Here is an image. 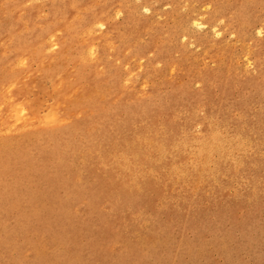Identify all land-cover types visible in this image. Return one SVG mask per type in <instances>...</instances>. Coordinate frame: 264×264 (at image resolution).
<instances>
[{
	"label": "rangeland",
	"instance_id": "obj_1",
	"mask_svg": "<svg viewBox=\"0 0 264 264\" xmlns=\"http://www.w3.org/2000/svg\"><path fill=\"white\" fill-rule=\"evenodd\" d=\"M263 8L264 0H0V264H264ZM10 108L24 116L7 133ZM45 115L56 122L33 128L29 145H10L25 121ZM24 186L31 206L16 195ZM24 211L50 215L39 221L50 218L44 230L56 233L48 237L38 218L26 223ZM44 238H54L50 251Z\"/></svg>",
	"mask_w": 264,
	"mask_h": 264
},
{
	"label": "bare ground",
	"instance_id": "obj_2",
	"mask_svg": "<svg viewBox=\"0 0 264 264\" xmlns=\"http://www.w3.org/2000/svg\"><path fill=\"white\" fill-rule=\"evenodd\" d=\"M201 1H202V0H201ZM232 1H233V0H232ZM237 1H238V0H237ZM240 1H241V0H240ZM252 1H253V0H252ZM198 2H199V1H198ZM203 3H204V2H203ZM215 3H217V1H215ZM234 3H236V2H234ZM248 3H249V2H248ZM195 4H196V3H195ZM219 4H220V2H219ZM222 4H223V3H222ZM251 4H252V2H251ZM258 4H259V3H258ZM217 5H218V3L216 4V6H217ZM231 5H232V4H231ZM236 5H238V4H236ZM194 6H195V5H194ZM227 6H228V4H227ZM233 6H234V5H232V7H233ZM245 6H248V4H247V5L245 4ZM257 6H258V5H257ZM259 6H260V4H259ZM191 7L193 8V6H190V8H191ZM217 7H218V6H217ZM223 7H224V6H223ZM192 8H191V9H192ZM195 8H196V7H195ZM213 8H214V7H213ZM218 8H220V7H218ZM226 8H227V7H226ZM240 8H241V7H240ZM136 9H137V8H136ZM245 9H246V7H245ZM263 9H264V8H263ZM128 10H129V9H128ZM193 10H194V9H193ZM193 10H192V11H193ZM212 10H213V9H212ZM222 10H223V9H222ZM222 10H220L221 12H220V11L218 12V13L221 14V15L219 14V16H223V15H222ZM232 10H233V9H232ZM242 10H243V9H242ZM251 10H252V8H251ZM192 11H191V13H192ZM216 11H217V10H216ZM224 11H225V10H224ZM224 11H223V13H224ZM245 11H246V10H245ZM249 11H250V9H249ZM262 11H263V10H262ZM135 12H136V11H135ZM195 12H196V11H195ZM195 12H194V13H195ZM239 12H240V11H239ZM200 13H201V12H200ZM213 13H214V12H213ZM226 13H227V12H226ZM230 13H231V12H230ZM236 13H237V12H236ZM240 13H241V12H240ZM127 14H128V13H127ZM197 14H198V12H197ZM211 14H212V12H211ZM245 14H246V13H245ZM261 14H263V13H261ZM128 15L131 16V14H128ZM137 15H138V14H137ZM184 15H185V14H184ZM186 15H187V14H186ZM213 15H217V14H213ZM224 15H226V14H224ZM236 15H237V14H236ZM256 15H257V14H256ZM126 16H127V15H126ZM179 16H180V15H179ZM187 16H188V15H187ZM190 16H191V14H190ZM232 16H233V15H232ZM238 16H239V14L237 15V17H238ZM243 16H244L245 18H247L245 15H243ZM252 16H253V14H252ZM252 16H251V17H252ZM131 17H132V16H131ZM134 17H135V16H134ZM138 17H139V16H138ZM192 17H193V16H192ZM215 17H217V16H215ZM227 17H228V16H227ZM227 17H226V18H227ZM240 17H241V16H240ZM244 17H243V18H244ZM253 17H256V16L254 15ZM253 17H252V18H253ZM127 18H128V17H127ZM132 18H133V17H132ZM141 18H142V17H141ZM208 18H209V21L212 20L211 17H208ZM210 18H211V19H210ZM233 18H235V17H233ZM129 19H130V18H129ZM134 19H135V18H134ZM257 19H258V17H257ZM130 20H131V19H130ZM138 20H139V19H138ZM185 20H186V19H185ZM187 20H188V19H187ZM246 20H247V19H246ZM254 20H255V19H254ZM254 20H253V22H254ZM132 21H133V20H132ZM134 21H135V20H134ZM177 21L180 22L181 20L179 21V19H178ZM242 21H243V20H242ZM242 21H241V22H242ZM141 22H142V21H141ZM228 22H229V21H228ZM243 22H244V21H243ZM257 22H258V21H257ZM133 23H134V22H133ZM136 23H138V21H137ZM139 23H140V22H139ZM143 23H144V22H143ZM248 23H249V20H248ZM131 24H132V23H130V25H131ZM134 24H135V23H134ZM177 24H178V23H177ZM177 24H176V25H177ZM181 24H182V22H181ZM240 24H241V23H240ZM132 25H133V24H132ZM136 25H137V24H136ZM136 25H135V26H136ZM178 25L180 26V24H178ZM253 25H255V23H254ZM249 26H250V25H249ZM193 27H195V26H192V28H193ZM239 27H240V26H239ZM243 27H244V24H243ZM247 27H248V26H247ZM251 27H252V26H251ZM131 28H132V30H133L134 26H133V27L131 26ZM240 28H241V27H240ZM129 29H130V26H129ZM176 29H177V28H176ZM176 29H174V30H176ZM186 29L188 30V28H186ZM237 29H238V27H237ZM245 29H246V28H245ZM245 29H244V31H245ZM177 30H178V29H177ZM177 30H176V31H177ZM187 30H186V31H187ZM238 30H239V29H238ZM240 30H241V29H240ZM240 30H239V31H240ZM246 30H247V29H246ZM123 31H125V30H122V32H123ZM176 31H175V32H176ZM186 31H185V32H186ZM126 32H127V31H126ZM137 32H138V31H137ZM240 32H242V31H240ZM240 32H239V33H240ZM249 32H250V30H249ZM177 33L179 34V32H177ZM239 33H238V34H239ZM123 34H124V33H123ZM133 34H134V33H133ZM183 34H184V33H183ZM191 34H192V36H193V33H191ZM244 34H245V33H244ZM120 35H121V34H120ZM138 35H139V34H138ZM138 35H136V36H138ZM141 35H142V34H141ZM141 35H139V36H141ZM189 35H190V33H189ZM248 35H249V34H248ZM121 36H122V35H121ZM178 36H179V35H178ZM186 36H187V35H186ZM119 37H120V36H119ZM125 37H126V35H125ZM125 37H123V38H125ZM189 37H190V36H189ZM193 37H194V36H193ZM239 37H240V36H239ZM237 38H238V37H237ZM244 38H246V37L244 36ZM244 38L242 37L243 40H244ZM239 39H240V38H239ZM242 39H241V40H242ZM203 44H204V43H203ZM216 44H218V43H216ZM204 45H205V44H204ZM214 45H215V44H214ZM138 46H139V45H138ZM218 47H219V46H218ZM213 48H214V47H213ZM228 48H229V46H228ZM138 49L140 50V46H139ZM138 49H137V50H138ZM142 49H143V48H142ZM142 49L140 50L141 52H142ZM218 49H219V48H218ZM228 50H229V49H228ZM233 50H234V49H233ZM225 51H227V50H225ZM207 52H209V50H208ZM210 52H212V51L210 50ZM214 52H215V51H213V53H214ZM223 52H224V51H223ZM230 52H231V51H230ZM232 52H233V51H232ZM136 53H139V55H140V52H137V51H136ZM228 53H229V52H228ZM88 54H89V53H88ZM137 55H138V54H137ZM206 55L209 56V54H207V53H206ZM224 55H225V54H224ZM226 55H227V54H226ZM89 56H91V55L89 54L88 57H89ZM210 56H211V55H210ZM222 57H223V56H222ZM230 57H231V56H230ZM203 58H204V57H203ZM213 59H214V58H213ZM229 59H230V58H229ZM156 60H159V59H156ZM208 60H210V59H208ZM215 60H216V59H215ZM160 61H161V60H160ZM218 61H219V60H218ZM223 61H224V60H223ZM225 61L227 62V59H225ZM231 61H233V60H231ZM231 61H230V62H231ZM84 62H86V61L84 60ZM211 62H212V60H211ZM218 63H221V62H218ZM232 63H233V62H232ZM165 64H166V63H165ZM229 64H230V63H229ZM230 65H231V64H230ZM225 68H228V67H225ZM229 70H230V68H229ZM152 71H153V70H152ZM160 71H161V70H160ZM153 72H154V71H153ZM153 74H155V73H153ZM187 74H188V73H187ZM156 75H157V74H156ZM156 75H155V76H156ZM188 76H189V75H188ZM190 76H191V75H190ZM191 77H192V76H191ZM109 79H110V78H109ZM188 79L191 80L190 77H188ZM115 83H116V82H115ZM111 84H112V82H111ZM10 90H11V89H10ZM10 90H9V91H10ZM8 94H9V92H8ZM11 98H12V97H11ZM4 103H5V102H4ZM16 103H17V102H16ZM13 105H14V104H13ZM27 106H28V105H27ZM52 108H53V110H54V107H52ZM20 109H21V111H22V108H21V107H20ZM23 109H24V108H23ZM26 109H27V108H26ZM19 111H20V110H18L17 108H10V109L7 111V114H6V127H5V130H6L7 133H9V132H11V131H13V130L15 129V127H14L15 125H14V123H13L12 121H13V120H18V119L20 118L19 115H21L20 113H22L24 110H23L22 112H21V111L19 112ZM48 113H50V111H48ZM50 114H51V113H50ZM52 115H55V114L53 113ZM0 116H1V115H0ZM21 116H24V115L22 114ZM55 118H56V117H55ZM22 119H23V117H22ZM53 121H54V119H53V117L50 116V115L39 116V117L35 118L34 121L31 120V119H29V121H25V122H24V125H23V130L26 131V134L24 133L25 136H23V137H21V138L15 140V141H11L10 145H18V146H22V145H24V146H25L27 143H28L27 145H29V144H30L29 142L33 141V139L30 140L29 138H30L31 136H33V135L36 136V134H38V133H37L38 131L36 130L37 132H35V129H34V131H33V128H41V127H44L43 130H45V127L50 126V124H51ZM0 122H1V121H0ZM19 122H20V120H19ZM19 122H18V123H19ZM54 122H56V121H54ZM57 122H59V121H57ZM16 123H17V122H16ZM52 125H53V124H52ZM31 129H32V130H31ZM46 129H47V128H46ZM15 132H16V131H15ZM2 133H3V132H2ZM12 133H13V132H12ZM21 133H22V132H20V134H21ZM15 134H16V133H15ZM24 134H23V135H24ZM18 135H19V134H18ZM40 135H41V134H40ZM40 135H39V136H40ZM11 136H12V135H11ZM0 137H1V136H0ZM4 137H6V136H4ZM15 137H16V136H15ZM11 138H12V137H11ZM11 138H10V139H11ZM13 138H14V135H13ZM34 138H35V137H34ZM38 139H39V138H38ZM6 141H8L7 138L5 139L4 142H6ZM4 142H3V143H4ZM8 142H9V141H8ZM8 142H6V143H8ZM6 143H4L3 146H5V147H6V145L8 146V144H6ZM31 143H32V142H31ZM35 143H36V142H35ZM38 143H39V142H38ZM170 143H171V141H170ZM31 145H32V144H31ZM36 145H39V144H36ZM0 146H1V145H0ZM167 146H168V145H167ZM178 146H179V145H178ZM5 147L3 148L4 150H5ZM12 147H13V146H12ZM12 147L9 146L10 149H9V148H8V149L11 150ZM29 147H31V146H29ZM6 148H7V147H6ZM15 148H16V147L14 146V147H13V151H12L11 154H13ZM17 148H18V147H17ZM20 148H21V147H20ZM34 148H35V147H34ZM37 148H38V146H37ZM37 148H35V149H37ZM130 148H131V147H130ZM167 148H168V147H167ZM8 149H7V153H8V152H11V151H9ZM39 149H40V148H39ZM128 149H129V148H128ZM136 149H137V148H136ZM136 149H134V150H136ZM176 149H177V148H176ZM180 149H181V148H180ZM130 150H132V149H130ZM138 150H139V149H138ZM138 150H136V151H138ZM142 150H143V149H142ZM142 150H141V151H142ZM164 150H165V149H164ZM168 150H169V149H168ZM1 151H2V150H1ZM23 151H24V150H23ZM37 151H38V150H37ZM37 151H36V152H37ZM40 151H41V150H40ZM126 151H127V150H126ZM128 151H129V150H128ZM128 151H127L126 153H128ZM141 151H140V152H141ZM145 151H146V150H145ZM176 151H177V150H176ZM178 151H179V150H178ZM5 152H6V150H5ZM140 152H139V153H140ZM166 152H167V151H166ZM3 153H4V152H3ZM16 153H17V152H16ZM16 153H15V154H16ZM32 153H33V152H32ZM38 153H39V152H38ZM135 153H137V152H135ZM152 153H153V152H152ZM222 153H223V151H222ZM224 153H225V152H224ZM11 154H9V156H12ZM27 154H28V153H27ZM141 154H143V153L141 152ZM141 154H139V155H141ZM175 154H176V152H175ZM17 155H18V153H17ZM24 155H25V154H24ZM137 155H138V154H137ZM166 155H167V154H166ZM18 156H19V155H18ZM25 156H26V155H25ZM30 156H31V155H30ZM42 156H43V155L40 156V160H43L44 158H46V155H44L45 157L43 156L44 158H43ZM171 156H172V155H171ZM176 156H177V155H176ZM4 157H5V156H4ZM27 157H29V156H27ZM41 157H42V158H41ZM0 158H1V157H0ZM11 158H12V157H11ZM19 158L21 159V155L19 156ZM25 158H26V157H25ZM33 158H34V157H33ZM35 158H36V157H35ZM167 158H168V156H167ZM177 158H178V156H177L175 159H177ZM9 159H10V158H9ZM175 159H174V160H175ZM183 159H184V157H183ZM7 160H8V159H7ZM23 160H24V158H23ZM40 160H39V161H40ZM146 160H147V159H146ZM11 161H12V160H11ZM16 161H18V160H16ZM25 161H26V160H25ZM138 161H139V160H138ZM147 161H148V160H147ZM160 161H161V160H160ZM170 161H171V160H170ZM12 162H13V161H12ZM12 162H10V163H12ZM20 162H21V161H20ZM34 162H36L35 159L32 160V163H34ZM43 162H44V161H42V165H44ZM139 162H140V161H139ZM139 162H136V163H139ZM141 162H142V161H141ZM171 162H172V161H171ZM177 162H178V161H177ZM18 163H19V162H18ZM28 163H29V162H28ZM32 163H31V164H32ZM44 163H45V162H44ZM142 163H143V162H142ZM172 163H173V162H172ZM179 163H181V161H180ZM156 164H158V163H156ZM5 165H6V164H5ZM22 165H23V164H21L18 168H20V167H24V166H22ZM32 165H33V164H32ZM32 165H31V166H32ZM36 165H37V164H36ZM40 165H41V163H40ZM40 165H39V167H40ZM153 165H154V164H153ZM167 165H168V164H167ZM167 165L165 166V168L167 167ZM11 166H12V165H11ZM16 166H18V165H16ZM31 166H30V167H31ZM33 166H34V165H33ZM39 167H38L37 171H38L39 169L42 168V167H40V168H39ZM143 167H144V166H143ZM147 167H149V166H147ZM160 167H161V166H160ZM185 167H187V166H185ZM34 168H37V167L35 166ZM144 168H145V167H144ZM152 168H154V167L152 166ZM180 168H181V167H180ZM23 169H25V168H22V170H23ZM32 169H33V167H32ZM43 169H44V168H43ZM159 169H160V168H159ZM166 169H167V168H166ZM181 169H182V168H181ZM186 169H187V168H186ZM4 170H5V169H4ZM15 170H16V169H15ZM17 170H18V169H17ZM22 170H21V171H22ZM34 170H35V169H34ZM120 170H121V169H120ZM183 170H184V169H183ZM194 170H195V169H194ZM18 171H19V170H18ZM37 171H36V172H37ZM42 171H43V170H42ZM42 171H40V172H42ZM122 171H123V170H122ZM122 171H121V172H122ZM153 171H154V170H153ZM163 171H164V170H163ZM181 171H182V170H181ZM188 171H189V170H188ZM7 172H8V170H7ZM25 172H26V173L28 172V168H27V170H24V173H25ZM30 172H31V169H30L29 173H30ZM36 172L33 171V174L36 173ZM38 172H39V171H38ZM126 172H127V171H126ZM5 173H6V172H5ZM11 173H12V171H11ZM11 173H8V174H11ZM15 173H16V172H15ZM118 173H119V172H118ZM8 174H7V175H8ZM19 174H20V173H19ZM33 174H32V172H31L30 175H32V177H33ZM39 174H41V173H39ZM43 174H44V171H43L42 175H43ZM124 174H125V173H124ZM139 174H140V173H139ZM22 175L25 176L24 174H22ZM28 175H29V174H28ZM30 175H29V176L26 175L27 178L29 177V179H30V178H31ZM143 175H144V174H143ZM186 175H187V172H186ZM189 175H190V174H189ZM12 176H13V175H12ZM17 176L19 177L20 175L17 174ZM26 176H25L24 178H26ZM35 176H36V175H35ZM43 176H46V175H43ZM122 176H123V174H122ZM151 176H152V175H151ZM153 176H154V175H153ZM1 177H2V175H1ZM1 177H0V179H1ZM119 177H120V175H119ZM124 177H125V176H124ZM135 177H137V176L135 175ZM138 177H139V176H138ZM143 177H144V176H143ZM176 177H177V176H176ZM33 178H34V177H33ZM42 178H43V177H42ZM42 178L40 177V179H42ZM172 178H174V177H172ZM189 178H190V177H189ZM192 178H193V177H192ZM18 179H19V178H18ZM37 179H38V176H37ZM141 179H142V177H141ZM152 179H153V178H152ZM184 179H185V178H184ZM193 179H194V178H193ZM193 179H192V180H193ZM3 180H4V179H3ZM22 180H23V179H22ZM25 180H26V179H25ZM25 180H23V181H25ZM35 180H36V177H35ZM46 180H47V179H46ZM153 180H154V179H153ZM155 180H156V179H155ZM186 180H188V178L185 179V182H186ZM189 180H190V179H189ZM7 181H8V180H7ZM31 181H32V179H31ZM31 181L28 183V184H29V185H28L29 187H30V183H31ZM142 181H143V179H142ZM145 181H146V180H145ZM179 181H180V180H179ZM183 181H184V180H183ZM9 182H10V181H9ZM9 182H7V183H8L7 185H10ZM15 182H18V181L15 180ZM27 182H28V181H27ZM33 182H34V181H33ZM39 182H40V181H39ZM45 182H46V181H45ZM47 182H49V181H47ZM136 182H137V181H136ZM168 182H169V181H168ZM189 182H190V181H189ZM13 183H14V182H13ZM19 183H20V182H19ZM23 183H24V182H23ZM35 183H36V181H35ZM37 183H38V182H37ZM42 183H43V181H42ZM138 183H139V181H138ZM166 183H167V182H166ZM170 183H171V182H170ZM170 183L168 184L169 186L171 185ZM172 183H173V182H172ZM177 183H178V181H177ZM186 183H187V182H186ZM0 184H1V183H0ZM21 184H22V182H21ZM21 184L18 185V188H19V189H20V186L23 185V184H22V185H21ZM98 184H99V183H98ZM139 184H140V183H139ZM141 184L143 185V184H144V181H143V183H141ZM11 185H13V184H11ZM16 185H17V183L15 184V186H16ZM35 185H37V184H35ZM49 185L51 186V185H53V184H51V183L49 184V183H48V187H49ZM15 186H14V189H17V188H15ZM25 186H27V183H26ZM25 186L23 187V188H24L23 190L21 189L22 191H21V190H18V191H21V192L18 193V194H16V195L19 196V194H20V196H22V194H24L27 190H30V189H31V187L28 189V187L26 188ZM31 186H32V185H31ZM33 186H34V185H33ZM39 186H40V184H39ZM39 186H38L37 188H39ZM41 186H42V184H41ZM43 186L45 187L46 185H43ZM99 186L101 187V185H99ZM143 186H144V185H143ZM153 186H154V184H153ZM4 187H5V185H4ZM44 187H43V188H44ZM104 187H105V186H104ZM139 187H140V185H139ZM6 188H7V187H6ZM6 188H5V189H6ZM21 188H22V187H21ZM25 188H26V191H24ZM33 188H35V187H33ZM43 188H40L41 190H40L39 192H41ZM105 188H106V187H105ZM35 189H36V188H35ZM50 189H51V187H50ZM99 189L101 190V188H99ZM108 189H109V188H108ZM142 189H143V188H142ZM45 190H46V188H45ZM48 190H49V189H48ZM157 190H158V189H157ZM1 191H2V190H1ZM1 191H0V192H1ZM18 191H17V192H18ZM37 191H38V190H37ZM50 191H51V190H50ZM54 191H55V190H54ZM172 191H173V190H172ZM8 192H9V191H8ZM11 192H12V191H11ZM11 192L9 193V194H10V198H11V197L13 198L14 196H12V195H13L14 193L11 194ZM15 192H16V191H15ZM17 192H16V193H17ZM23 192H24V193H23ZM29 192H30V191H29ZM29 192H27V193H28V196H29ZM32 192H33V189H32ZM34 192H36V191L34 190ZM56 192H57V191H56ZM161 192H162V191H161ZM167 192H168V191H167ZM21 193H22V194H21ZM41 193H42V192H41ZM47 193H48V192H46V194H47ZM98 193H99V191H98ZM100 193H101V192H100ZM172 193H173V192H172ZM172 193H171V194H172ZM5 194H6V193H5ZM5 194H4V196H5ZM31 194H32V193H31ZM31 194H30V195H31ZM33 194H34V193H33ZM33 194H32V195H33ZM35 194H36V193H35ZM38 194H39V193H38ZM38 194H37V195H38ZM46 194H45V196H46ZM16 195H15V196H16ZM32 195H31V196H32ZM41 195H42V197H44L43 194H41ZM165 195H166V194H165ZM168 195H169V194H168ZM0 196H2V195H0ZM4 196H2L3 199L5 198ZM8 196H9V195H7V197H8ZM18 196H17V197H18ZM20 196H19V197H20ZM23 196H24V195H23ZM39 196H40V194H39ZM39 196L36 197V200H38L37 198H39ZM48 196H50V195H48ZM48 196H47V197H48ZM52 196H54V195L52 194ZM52 196H51V197H52ZM25 197H26V193H25L24 198H22V199H24L25 201H26V199L28 200V197H27V198H25ZM40 197H41V196H40ZM56 197H58V196H55V198H56ZM10 198H9V199H10ZM14 198H15V197H14ZM14 198H13V199H14ZM33 198H35V197H33ZM33 198H30V201H31V202H28L29 200L26 201V202L30 203V205L28 204L29 206H31ZM55 198H54V199H55ZM9 199L7 198V201H8ZM15 199H16V201H19V203H21V200H22L21 198H18V199H21V200H17V198H15ZM15 199H14V200H15ZM40 199H41V198H40ZM52 199H53V198H52ZM54 199H53V200H54ZM56 199H57V198H56ZM10 200H11V199H10ZM10 200H9V201H10ZM44 200H45V198H44ZM53 200H52V201H53ZM74 200H75V199H74ZM7 201H6L5 203L10 204V203L7 202ZM41 201H42V202H41ZM41 201H40V203L43 205V199H41ZM46 201H47V202L51 201V198H50L49 201L46 199ZM46 201H44V202H46ZM0 202H2V201L0 200ZM3 202H4V201H3ZM10 202H12V200H11ZM38 202H39V201H38ZM38 202H37V203H38ZM47 202H46V204H47ZM56 202H57V201H56ZM139 202H141V201H139ZM5 203H3V205H5ZM34 203L36 204V201H34ZM35 204H34V205H35ZM41 204H39V205L36 204V205H37L36 207H39ZM46 204H44V206H45ZM51 204H53V203H50V206H52ZM57 204H59V203H56V205L53 204V206H55V208H54L55 210L57 209V208H56ZM1 205H2V204H1ZM26 205H27V203H26ZM28 205H27V206H28ZM34 205H33V206H34ZM47 205H48V204H47ZM47 205H46V206H47ZM7 206H8V205H7ZM33 206H32V207H33ZM53 206H52V207H53ZM32 207H31V208H32ZM40 207H41V206H40ZM3 208H4V207H3ZM46 208H48V210H50L49 207H46ZM33 209H35V208H32L31 210L33 211ZM36 209L38 210L39 208H36ZM41 209H42V207H41ZM26 210L28 211V210H30V208H28V209H26ZM42 210H43V209H42ZM44 210H46V209H44ZM48 210H46V211L49 212ZM40 211H41V210L39 209V211H37V212H40ZM25 212H26V211H24V213H25ZM33 212H34V211H33ZM54 212H55V211H54ZM40 213H42V212H40ZM44 213H45V211H44ZM58 213H59V212L57 211L56 214H58ZM25 214L27 215V213H25ZM33 214H34V213H30V215L28 214V215H27L28 218H26L25 215H22V216H23V218L25 217L24 220L27 221L31 216H33ZM36 214H38V216L41 215V214L39 215V213H36ZM45 214H46V213H45ZM22 216H21V217H22ZM29 216H30V217H29ZM34 216H35V215H34ZM38 216H37V218H38V221H39V217H38ZM45 216L49 217L50 215H47V214H46V215H44V216L41 215L40 217L42 218V217H45ZM58 216H59V215H58ZM58 216H57V217H58ZM52 217H56V215L51 216V219H52ZM37 218H36V216H35L34 218L32 217V218H30V219H32V220H34V219L37 220ZM85 218H86V217H85ZM47 219H48V220H47ZM47 219H46V220L49 222V221H50V220H49L50 218H47ZM59 219H60V218H59ZM89 219H90V218H89ZM20 220H21V219H20ZM35 220H34L33 222H35ZM44 220H45V218L43 219V222H44ZM56 220H57V219H56ZM29 221H30V220H29ZM38 221H37V223H36V222H35V223H36V224H39V225H40V223L42 224L41 220L39 221L40 223H38ZM52 221H53V219H52ZM54 221H55V219H54ZM83 221H85V220L82 219V223H83ZM48 222H47L46 225H49ZM80 222H81V221H80ZM80 222H79L78 225L81 224ZM22 223H23V221H22ZM24 223H25V222H24ZM26 223H28V221H27ZM29 223L34 224V223H32V221H30ZM53 223L55 224V222H53ZM53 223H51V224H53ZM73 223H74V222H72V223L70 222V224H73ZM86 223H87V222H86ZM88 223H90V222H88ZM93 223H94V222H93ZM31 224H30V226H32ZM54 224H53V226H54ZM66 224H67V223H66ZM39 225H38L39 229H40L41 227H43V230H44V228H46V225H45L44 223H43L42 225H45V226H42V225L39 226ZM64 225H65V224H64ZM76 225H77V224H76V222H75V223H74V226H75L74 229L77 228ZM83 225H84V223H83ZM25 226H27V228L29 227L30 229H27V228L25 227L27 230H22V232L31 230V227L29 226V224H28V225H25ZM34 226H35V224H34ZM51 226H52V225H51ZM65 226H66V225H65ZM70 226H73V225H70ZM70 226H69V227H70ZM87 226H88V225H87ZM93 226H94V225H93ZM22 227H24V224H23ZM36 227H37V226H36ZM38 227H37L35 230H37ZM58 227L60 228V226H58ZM88 227H89V226H88ZM25 228H24V229H25ZM48 228L50 229L51 227L48 226L47 229H48ZM59 228H58V229H59ZM61 228H62V227H61ZM63 228L65 229V227H63ZM85 228H86V227H85ZM33 229H34V228H33ZM33 229H32V230H33ZM47 229H46V230H47ZM49 229L47 230V231H48V232H47V233H48V237H49V235H50V234H49ZM58 229H57V230H58ZM77 229H78V228H77ZM77 229H76V230H77ZM93 229H94V228H93ZM96 229H97V228H96ZM46 230H44V231H46ZM53 230H54V229H53ZM76 230H75V231H76ZM87 230H88V229H87ZM37 231H39V230H37ZM50 231H51V233H52L51 235H53V233H56V231H55V232H52V228L50 229ZM60 231H61V230H60ZM64 231H65V230H64ZM34 232L36 233V231H34ZM41 232H42V231H41ZM80 232H81V231H80ZM86 232H87V231H86ZM88 232H89V230H88ZM88 232L85 233V231H83V233H85V234H84L85 236H86V234H90V233L92 234V232H90V233H88ZM38 233H39V232H38ZM38 233H37V234H38ZM42 233H43V232H42ZM42 233H41V234H42ZM60 233H61V232H60ZM77 233H78V232H77ZM77 233H76V234H77ZM37 234H36V236H37ZM41 234H39V235H41ZM44 234H45V233H44ZM64 234H65V233H64ZM66 234H68V236H69V234H71V233H66ZM91 234H90V235H91ZM72 235H73V237H74V234H72ZM72 235H71V237H72ZM168 235H169V234H168ZM56 236H57V234H56ZM58 236H59V235H58ZM65 236H66V235H65ZM88 236H89V235H88ZM41 237L43 238V234H42ZM62 237H63V234H62ZM66 237H67V236H66ZM71 237H70V238H71ZM83 237H84V236H83ZM168 237H169V236H168ZM78 238H79V237H77V239H75V240H79V239H81L82 237L79 238V239H78ZM84 238H85V237H84ZM89 238H91V237H89ZM89 238L86 240V241H88L87 243H89V241H93V238H91L92 240H90ZM109 238H110V237H109ZM44 239H45V240H44ZM44 239H43V242H44V241L47 242V241H46L47 238H44ZM50 239H51V238H50ZM50 239L48 238V240H50ZM53 239H54V238H52V240L50 241V243L47 242V243L49 244V246L52 244V241H54ZM62 239H63V238H62ZM85 239H86V238H85ZM105 239H106V238H105ZM171 239H173V238L170 237L169 241H170ZM39 240H40V239H39ZM41 240H42V239H41ZM57 240H59V239H57ZM65 240L68 241V239H66V238H65ZM65 240L63 239L62 243H63ZM71 240H72V239H71ZM98 240H99V239H98ZM106 240H107V239H106ZM66 241H65V242H66ZM72 241H73V240H72ZM96 241H97V240H96ZM99 241H101V240H99ZM109 241H110V240H109ZM109 241H108V242H109ZM169 241H168V242H169ZM172 241H173V240H172ZM43 242H42V243H43ZM45 242H44V243H45ZM65 242H64V244H60V245H65V244L68 243L69 241L66 242V243H65ZM75 242H76V241H75ZM75 242H74V243H75ZM101 242H103V241H101ZM105 242L108 243L107 241H105ZM165 242H166V240H165ZM56 243L58 244L59 242L56 241ZM60 243H61V242H60ZM99 243H100V242H99ZM151 243H152V242H151ZM40 244H41V243H39V247H40ZM45 244H46V243H45ZM48 244H46V245L48 246ZM75 244H76V243H75ZM75 244H74V246H75ZM152 244H153V243H152ZM152 244H151V245H152ZM190 244H191V243H190ZM55 245H56V244H55ZM90 245H91V244H90ZM96 245H98V243H96ZM100 245H102V244H100ZM103 245H104V244H103ZM127 245L130 246L131 244H130V245L127 244ZM127 245H126V247H128ZM200 245H201V244H200ZM47 246L44 247L43 250H45V249L47 250V248L49 247V246H48V247H47ZM52 246H53V245H52ZM65 246H66V245H65ZM71 246H72V244H71ZM74 246H72V249H73ZM98 246H99V245H98ZM140 246H141V245H140ZM170 246H171V245H170ZM191 246H193V245H191ZM201 246H203V245H201ZM41 247H42V246H41ZM41 247H40V249H41ZM55 247H56V246H55ZM63 247H64V246H63ZM67 247H68V246H67ZM90 247H91V246H90ZM96 247H97V246H96ZM96 247H95V248H96ZM102 247H103V246H102ZM102 247H101V248H102ZM104 247H106V246L104 245ZM135 247H137V246L135 245ZM145 247L147 248L148 245L145 246ZM145 247H144V246H143V247L141 246L140 248L138 247L137 250H140V249L142 250V248L145 249ZM154 247H155V246H154ZM186 247H187V244H186ZM53 248H54V246H53ZM58 248H59V244H58ZM58 248H57V249H58ZM60 248H61V246H60ZM64 248H65V247H64ZM85 248H86V247H85ZM85 248H84L83 250H86V249L88 250V246H87L86 249H85ZM95 248H94V249H95ZM101 248H99V249H101ZM188 248H190V247H188ZM192 248H193V247H192ZM37 249H38V248H37ZM51 249H52V248H51V246H50L49 251H50ZM54 249H55V248H54ZM57 249H55V252H56ZM69 249H70V247H69ZM75 249H76V248H75ZM90 249H91V248H90ZM90 249H89V250H90ZM107 249H108V248H107ZM125 249H126V248H125ZM127 249H128V248H127ZM127 249H126V250H127ZM144 249H143V250H144ZM154 249H155V248H154ZM160 249H161V252H162L165 248L163 249V247H162V248H160ZM162 249H163V250H162ZM168 249H169V248H168ZM185 249H186V248H185ZM196 249H197V248H196ZM196 249H195V250H196ZM38 250H39V249H38ZM46 250L43 251V252H46V253H47L48 250H47V251H46ZM61 250H62V248H61ZM87 250H86V251H87ZM89 250H88V252L91 251V250H90V251H89ZM103 250H104V249H103ZM111 250H112V249H111ZM111 250H110V251H111ZM129 250H130V247H129ZM141 250H140V253L142 252ZM149 250H151V249H149ZM182 250H183V249H182ZM182 250H181V252H182ZM40 251H42V249H41ZM53 251H54V250H53ZM65 251L67 252V249H66ZM75 251H78V250H75ZM100 251L102 252V250H100ZM151 251L154 252L155 250H151ZM167 251H168V250H167ZM189 251H190V250H189ZM189 251L187 250V252H189ZM51 252H52V251H51ZM51 252H50V253H51ZM57 252H58V255H57ZM57 252L55 253V255L59 256V255H60V254H59V253H60V252H59V249H58ZM63 252H64V250H63ZM66 252H65V253H66ZM71 252H72V251H70V252L68 251L67 253H71ZM80 252H82V250H81ZM92 252H94V251H92ZM97 252H98V251H96V254H97ZM104 252H105V251H104ZM106 252H107V251H106ZM183 252L186 253V250H184ZM35 253L38 254V251H36ZM41 253H42V252H40L39 254H41ZM65 253H64V254H65ZM67 253L65 254V256L67 255ZM98 253H100V252H98ZM123 253L126 254L127 252H126V251H125V252L123 251ZM155 253H156V252H155ZM164 253H165V252H164ZM169 253H172V251L169 252ZM175 253H177V252H175ZM179 253H180V252H179ZM179 253H178V254H179ZM189 253H190V252H189ZM189 253H188V254H189ZM194 253H195L194 255H197L198 252H194ZM39 254H38L37 256H41V255H39ZM43 254H44V253H43ZM53 254H54V253H53ZM53 254L51 255V256H52L51 258L54 259ZM71 254L73 255V253H71ZM75 254H76V253H75ZM77 254H78V253H77ZM82 254L85 255V253H82ZM89 254H92V253H88V255H89ZM93 254H95V253H93ZM101 254H104V253H101ZM111 254H112V252H111ZM127 254H128V253H127ZM130 254H131V253L129 252V255H130ZM142 254H143V253H142ZM160 254H162V253H160ZM167 254H168V253H167ZM182 254H183V253H182ZM182 254H181V255H182ZM48 255H49V252H48ZM69 255H70V254H69ZM78 255H79V254H78ZM80 255H81V254H80ZM106 255H107V254H106ZM106 255H105V256H106ZM143 255H144V254H143ZM158 255H159V254H158ZM163 255H164V254H163ZM175 255H176V254H175ZM175 255H173V256H175ZM35 256H36V255L34 254V257H35ZM37 256L35 257V258H37V259H35L36 262H38V261H37L38 259H39V261H40V259H41L40 257H37ZM44 256H45V255H44ZM49 256H50V255H49ZM65 256H63V257L65 258ZM89 256H90V255H89ZM97 256H98V254H97ZM97 256H96V258H98ZM99 256H100V255H99ZM123 256H124V254H123ZM144 256H145V255H144ZM167 256H168V255H167ZM167 256H166V257H167ZM173 256H172V258H173ZM179 256H180V255H179ZM46 257H47V255H46ZM60 257H61V255H60ZM67 257H68V256H67ZM69 257H72V256H69ZM76 257H77V256H76ZM78 257H79V256H78ZM80 257H81V256H80ZM87 257H88V256H87ZM106 257H107V256H106ZM130 257L132 258L133 256H130ZM134 257H135V255H134ZM142 257H143V256H140V258H141L140 260H141V261H142V259H143ZM163 257H164V256H163ZM169 257H170V255L168 256V258H169ZM191 257H192V256H191ZM42 258L44 259V257H42ZM48 258H49V257H48ZM56 258H57V260H58V257H56ZM56 258H55V260H56ZM64 258H63V259H62V258H59V260H60V259L65 260ZM73 258H74V255H73ZM82 258H83V256H82ZM85 258H86V257H85ZM90 258L92 259L91 256H90ZM107 258H108V257H107ZM159 258H160V257H159ZM192 258H193V257H192ZM69 259H70V258H69ZM76 259H77V258H76ZM76 259H75V260H76ZM87 259H88V258H86V260H87ZM135 259H136V258H135ZM135 259L132 258V260H135ZM166 259H167V258H166ZM194 259H195V258H194ZM55 260H54V263H53L52 259H51L52 262H51L49 259H45V261H47V262L49 261V263L46 262V264H52V263H53V264H56L58 261L56 260V263H55ZM72 260H73V259H72ZM72 260H71V261H72ZM86 260H85V261H86ZM88 260H89V259H88ZM88 260H87V261H88ZM106 260H107V259H106ZM108 260H110V258H108ZM145 260H146V259H145ZM192 260H193V259H192ZM89 261H90V260H89ZM96 261H97V260H96ZM36 262H35V263H36ZM42 262H43V261H42ZM62 262H64V261H62ZM65 262H66V260H65ZM65 262H64V263H65ZM67 262H68V261H67ZM79 262H80V260H79ZM79 262H77V263H79ZM90 262H91V261H90ZM108 262H109V261H108ZM133 262H136V260L133 261ZM163 262H165V261H163ZM166 262H167V261H166ZM40 263H41V262H40ZM40 263H39V264H40ZM60 263H61V262H60ZM64 263H63V264H64ZM73 263H74V261H73ZM36 264H37V263H36ZM43 264H44V263H43ZM66 264H67V263H66ZM68 264H69V263H68ZM74 264H75V263H74ZM83 264H84V263H83ZM86 264H87V262H86ZM89 264H90V263H89ZM136 264H137V262H136ZM167 264H168V263H167Z\"/></svg>",
	"mask_w": 264,
	"mask_h": 264
}]
</instances>
